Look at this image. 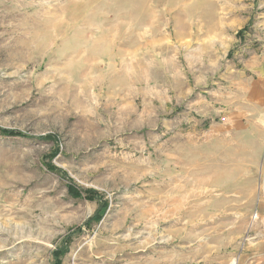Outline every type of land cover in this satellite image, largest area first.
<instances>
[{
  "label": "rangeland",
  "instance_id": "rangeland-1",
  "mask_svg": "<svg viewBox=\"0 0 264 264\" xmlns=\"http://www.w3.org/2000/svg\"><path fill=\"white\" fill-rule=\"evenodd\" d=\"M258 1L0 0V264H55L68 240L61 264H264V146L232 127L197 159L181 110L162 135L109 61L151 36L190 52L223 19L243 66Z\"/></svg>",
  "mask_w": 264,
  "mask_h": 264
},
{
  "label": "crops",
  "instance_id": "crops-1",
  "mask_svg": "<svg viewBox=\"0 0 264 264\" xmlns=\"http://www.w3.org/2000/svg\"><path fill=\"white\" fill-rule=\"evenodd\" d=\"M257 9L252 20V37L258 43L253 46L252 58L243 66L232 61L226 63L237 37L229 45L226 41L229 26L223 19L210 26L220 35L190 52L182 44H169L157 36L140 38L133 44L117 41L112 44L111 67L116 76L118 71V76L120 73L129 81L134 95L148 94L144 108L155 111L158 121L164 122L162 135L168 133L165 130L169 128L166 125L169 115L176 116L181 110L175 121L179 131H187L190 141L186 144L197 159L222 160L224 153L227 156L232 127L236 134L249 136L247 140L252 139L258 148L264 146V0L258 1ZM223 112L228 122L221 124L218 117ZM212 135L215 137H208ZM213 145L217 156L210 152ZM202 165L206 166V162L194 163L197 167Z\"/></svg>",
  "mask_w": 264,
  "mask_h": 264
},
{
  "label": "trees",
  "instance_id": "trees-1",
  "mask_svg": "<svg viewBox=\"0 0 264 264\" xmlns=\"http://www.w3.org/2000/svg\"><path fill=\"white\" fill-rule=\"evenodd\" d=\"M66 245L67 246L69 245V240L66 242ZM67 246H65L64 248L61 247L60 249L56 250L53 253L55 264H61L60 258H61L62 255H64L67 252V250H68Z\"/></svg>",
  "mask_w": 264,
  "mask_h": 264
},
{
  "label": "built area",
  "instance_id": "built-area-1",
  "mask_svg": "<svg viewBox=\"0 0 264 264\" xmlns=\"http://www.w3.org/2000/svg\"><path fill=\"white\" fill-rule=\"evenodd\" d=\"M225 120H226L225 118L222 119V121H225Z\"/></svg>",
  "mask_w": 264,
  "mask_h": 264
}]
</instances>
